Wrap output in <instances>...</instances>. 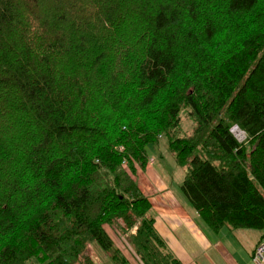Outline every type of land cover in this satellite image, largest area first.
Returning a JSON list of instances; mask_svg holds the SVG:
<instances>
[{
    "label": "trees",
    "instance_id": "trees-1",
    "mask_svg": "<svg viewBox=\"0 0 264 264\" xmlns=\"http://www.w3.org/2000/svg\"><path fill=\"white\" fill-rule=\"evenodd\" d=\"M262 1L227 0L218 17L213 0H0V264H94L93 243L131 264L106 226L142 264H182L134 179L163 139L207 228L263 239L264 22L207 48ZM106 54L134 58L135 82L112 81L94 122L83 112L102 88L86 95L91 76L72 66ZM182 108L195 124L183 137Z\"/></svg>",
    "mask_w": 264,
    "mask_h": 264
},
{
    "label": "rangeland",
    "instance_id": "rangeland-1",
    "mask_svg": "<svg viewBox=\"0 0 264 264\" xmlns=\"http://www.w3.org/2000/svg\"><path fill=\"white\" fill-rule=\"evenodd\" d=\"M262 0H260L261 2ZM216 8H209V11L213 12L218 17L221 16V13L225 11V7L227 4V0H213ZM213 6V5H211ZM20 17L23 20V16L20 13ZM221 21V19H218ZM24 21V20H23ZM264 22V0L262 1L261 6L250 15L240 16L236 18L233 22V26L229 27L225 24L224 29L218 33L219 36L217 40L214 41L213 44L209 45L207 48H222L220 46H224V40L230 42L233 37L230 36V29L239 30L237 35L240 42V37H245L248 33L255 34L262 27V23ZM191 21H187L189 24ZM234 44H231L233 47ZM136 61L134 58H131L127 54H106L103 55L94 65V71H90L88 68H78L73 65L72 67L76 70V73L81 76L84 72L88 73L91 76V81H84L82 84V89L87 93L91 91L94 92L96 88L98 90L100 86L102 89L100 90V94H102V99L97 101L96 99L89 102V107L85 109L83 112L84 115L88 118V120H93L96 122L98 119V114L102 112L106 106L104 104V91H110L113 84L116 86L118 81L122 84L126 82L127 85L134 84L135 76H133V68L136 65ZM64 66H66L64 64ZM68 74H66V79L68 78ZM94 82V83H93ZM126 86L125 87H129ZM119 90V89H118ZM121 91V89H120ZM107 96V95H106ZM172 97L171 94L168 95V98ZM161 103V101H160ZM188 111L182 108L180 112L181 118V127L179 135L176 133V136H187L192 133L194 128V122L188 116ZM239 142L245 143L247 140L244 138L241 140L235 132H232ZM149 153V164L145 170L138 169L134 179L141 188L142 192L145 196L150 198L152 209H151V217H154L156 223V232L164 241H169L170 245H175L176 241H180L182 247L184 245L183 242H186L185 238L182 236L184 232L183 228L178 225V214H176V206L173 203L177 201L183 208L193 217V219L199 222H203L199 216H196L195 209L192 207L188 199L185 197L183 192L181 191V185L185 179L186 171L183 167H181L177 161L175 154L167 148L166 140H161L159 145H149L148 148ZM166 193V194H165ZM166 195V198H165ZM19 206H24L22 201L18 202ZM28 209V215L32 213L34 210V204H30ZM175 224L174 227L172 225ZM106 226V229L109 232V235L114 241V245L116 248H119L121 252H123L124 256L129 260L131 264H142L141 261L136 258L133 250L130 245L127 243L124 235V229L117 230ZM227 230V229H226ZM222 239H225V236H222ZM176 240V241H175ZM90 249L92 252V258L94 264H115L112 261L110 254L108 252L103 251L96 243L90 245ZM182 255V252H179Z\"/></svg>",
    "mask_w": 264,
    "mask_h": 264
},
{
    "label": "crops",
    "instance_id": "crops-1",
    "mask_svg": "<svg viewBox=\"0 0 264 264\" xmlns=\"http://www.w3.org/2000/svg\"><path fill=\"white\" fill-rule=\"evenodd\" d=\"M173 204L179 206L175 212L179 216L178 225L184 230L182 236L186 242L182 243V247L180 241L175 240V246L170 245L167 240V246L182 264H257L253 261V252L260 243L261 233L236 232L224 228L215 234L203 222H199L198 218L193 219L177 201ZM174 226L175 224L172 225ZM223 235L225 239H222Z\"/></svg>",
    "mask_w": 264,
    "mask_h": 264
},
{
    "label": "built area",
    "instance_id": "built-area-1",
    "mask_svg": "<svg viewBox=\"0 0 264 264\" xmlns=\"http://www.w3.org/2000/svg\"><path fill=\"white\" fill-rule=\"evenodd\" d=\"M253 261L257 264H264V237L254 252Z\"/></svg>",
    "mask_w": 264,
    "mask_h": 264
},
{
    "label": "bare ground",
    "instance_id": "bare-ground-1",
    "mask_svg": "<svg viewBox=\"0 0 264 264\" xmlns=\"http://www.w3.org/2000/svg\"><path fill=\"white\" fill-rule=\"evenodd\" d=\"M234 132L241 140L244 138V133L241 132L239 129H235Z\"/></svg>",
    "mask_w": 264,
    "mask_h": 264
},
{
    "label": "water",
    "instance_id": "water-1",
    "mask_svg": "<svg viewBox=\"0 0 264 264\" xmlns=\"http://www.w3.org/2000/svg\"><path fill=\"white\" fill-rule=\"evenodd\" d=\"M233 132V131H232Z\"/></svg>",
    "mask_w": 264,
    "mask_h": 264
}]
</instances>
